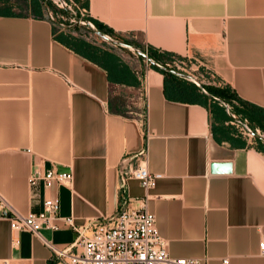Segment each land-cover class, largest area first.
<instances>
[{
	"label": "crops",
	"instance_id": "obj_1",
	"mask_svg": "<svg viewBox=\"0 0 264 264\" xmlns=\"http://www.w3.org/2000/svg\"><path fill=\"white\" fill-rule=\"evenodd\" d=\"M72 1L96 41L52 19L48 0H0V195L40 213L45 191L29 178L56 167L73 173L53 194L76 227L146 199L173 258L264 264V0ZM197 69L230 101L192 80ZM144 149L163 177L122 188ZM61 224L41 231L60 250L78 237ZM0 260L59 264L1 218Z\"/></svg>",
	"mask_w": 264,
	"mask_h": 264
},
{
	"label": "built area",
	"instance_id": "obj_2",
	"mask_svg": "<svg viewBox=\"0 0 264 264\" xmlns=\"http://www.w3.org/2000/svg\"><path fill=\"white\" fill-rule=\"evenodd\" d=\"M59 7L69 10L77 9L81 18L79 22L93 28L86 19V10H80L73 2L59 0ZM73 4V5H72ZM52 19H55L51 15ZM76 22V21H73ZM87 39L86 36L83 35ZM91 38V36H90ZM89 40V39H88ZM197 69L194 72H199ZM204 78L203 75H198ZM234 118H236L234 116ZM248 135L252 131L242 123ZM148 150L144 149L138 158L137 166L124 167L122 172V188H126L130 180H137L146 191L154 190L161 174L150 172L147 167ZM74 176L71 171L60 172L56 167L41 172L34 170L29 178L31 187L43 185V211L23 215L16 211L10 203L0 195V218L8 221L13 232H29L59 258V264H207L208 260L197 258H173L169 254V244L160 235L156 217L148 210L146 199L139 209H122L118 213L101 221H90L88 225L76 227L73 218L60 217V197L53 191L62 187H72ZM130 198L129 196L127 197ZM126 202V200L124 199ZM73 228L78 237L75 242L65 248L58 249L45 240L41 231L49 229L58 231L62 224ZM260 256L264 259V240L259 245ZM227 263V261L225 262ZM0 264H9L0 260Z\"/></svg>",
	"mask_w": 264,
	"mask_h": 264
},
{
	"label": "rangeland",
	"instance_id": "obj_3",
	"mask_svg": "<svg viewBox=\"0 0 264 264\" xmlns=\"http://www.w3.org/2000/svg\"><path fill=\"white\" fill-rule=\"evenodd\" d=\"M58 1L59 0H48V2L50 4H52V6L55 9V12H52L53 13L52 16L55 18V20L56 21H60V23H62V25H64V26H68L69 25V26H73L72 28H78V29L80 28L79 29L80 31L76 30L80 35L86 36L87 39H89L90 41H96V38H95L96 36H94L92 34V32H90V30L85 25H82L79 22V20L81 18L80 12L77 11V9L76 10L75 9L69 10L68 8L63 9V8L59 7L60 5L57 4ZM64 1L67 3V2L72 1V0H64ZM73 3H75V2H73ZM87 18L88 17H86V19ZM73 21H76V22H73ZM90 36H91V38H90ZM132 58H133L132 61H134V62L137 61L136 56L132 55ZM182 66H183V64H182ZM187 68H188V66H187ZM191 73L196 76V78L193 76L194 79H192V80H194L198 84L202 85L205 89L208 88V87H212V85H216L215 83H217V79L215 77H213V75L210 74L209 72H203V71L200 70L199 72L191 71ZM198 75H203L204 78H201ZM238 120L242 121V123L245 124L246 127L249 128L252 131L253 135L258 133V131L256 132L254 130V128L251 127V125H250L251 123L249 121L243 120V119H239V118H238ZM234 127H236L239 130V132H241L245 137H247V138L253 137L252 134H250V135L247 134V132L245 130V127H243L242 124L236 123L234 125ZM261 136L264 137V135H261Z\"/></svg>",
	"mask_w": 264,
	"mask_h": 264
},
{
	"label": "trees",
	"instance_id": "obj_4",
	"mask_svg": "<svg viewBox=\"0 0 264 264\" xmlns=\"http://www.w3.org/2000/svg\"><path fill=\"white\" fill-rule=\"evenodd\" d=\"M154 69H156L157 71H160V72L164 71V70L158 68L157 66H155ZM206 89H207L210 93H212L214 96H218V97L223 98V99H225V100H227V101H230V100H229V96H228V94H227L224 90H220V89L217 90V89H213V88H211V87H208V88H206Z\"/></svg>",
	"mask_w": 264,
	"mask_h": 264
},
{
	"label": "water",
	"instance_id": "obj_5",
	"mask_svg": "<svg viewBox=\"0 0 264 264\" xmlns=\"http://www.w3.org/2000/svg\"><path fill=\"white\" fill-rule=\"evenodd\" d=\"M92 29H94V28H92Z\"/></svg>",
	"mask_w": 264,
	"mask_h": 264
}]
</instances>
